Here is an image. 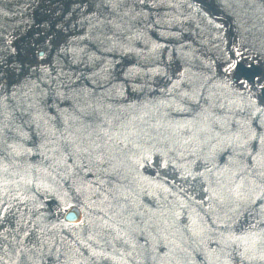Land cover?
<instances>
[{"label":"rangeland","instance_id":"374dc122","mask_svg":"<svg viewBox=\"0 0 264 264\" xmlns=\"http://www.w3.org/2000/svg\"><path fill=\"white\" fill-rule=\"evenodd\" d=\"M237 59L260 64L255 84L230 81ZM112 82L108 103L133 110L107 125L145 123L163 154L87 151V87ZM263 85L264 0H0V264H226L213 241L240 228V264H264Z\"/></svg>","mask_w":264,"mask_h":264},{"label":"trees","instance_id":"16d2710c","mask_svg":"<svg viewBox=\"0 0 264 264\" xmlns=\"http://www.w3.org/2000/svg\"><path fill=\"white\" fill-rule=\"evenodd\" d=\"M212 14H214L215 19H220V20H225L226 24L229 28H233L232 24L233 21L232 19H230L229 17H226V15H224V13H222L220 7H216L215 5L213 6V9H210ZM249 35V34H248ZM91 38V37H90ZM94 44L91 42V44L89 45V50H97L99 52V50L97 49V47L93 46ZM109 53H105L103 54L104 57L109 60V62L111 63V61H114L112 55L114 54L113 49L108 51ZM123 52L117 54V56L119 58L124 57L123 56ZM115 62V61H114ZM133 81H131L132 83ZM241 83V82H240ZM113 82L111 83H107L106 85H103L102 87H98V86H94V85H89L87 87L88 92H89V102L91 104V106H93L90 110H85L84 106H82V111L80 112V123H81V127L82 130L90 133L93 135V137H90L87 139L88 141V150L92 152L93 150H95V148H99L101 147L102 151L104 152H109L112 153L113 157L112 160L118 161L119 163H126V161L131 162L133 160L134 157H137L138 155L141 156V158L147 156V153L149 154V157H151L152 155H154L157 151L160 154H163L164 152V147L165 144L163 145L162 141H160L157 138V143H155L154 141H152L151 138L148 137V132H147V128L144 127L143 122H136V126H132V124H126L127 126L125 127L126 131L121 134L120 133V129H116L114 127H109L104 119V117L109 116L108 118H112L113 119V123L115 125V123L117 122L116 119V113L117 112H126L129 113L131 112L133 109L130 107L129 104L126 103L125 100H120V101H116V105L115 103V99L113 100L112 103H108L107 101V93L109 91L114 90L113 88ZM103 95L101 99H103L106 109L104 108V111L101 109H98L96 107H99L98 104L96 103V98L95 97H99V95ZM117 96V94H116ZM136 104H134L133 107L137 108L135 106ZM81 109V108H80ZM106 110V113H105ZM106 114V116H105ZM184 115L181 114H166V116L164 115V117L161 119L163 121H169V131H170V135H171V130H174V135H173V140L171 137H169V141H168V147L170 148V150L174 153V155L177 157L179 152H180V148H177L176 146L178 145L177 140H176V135L178 133V129H179V125L183 123L184 120ZM162 122V121H160ZM160 125H162L160 123ZM133 129H136L135 133L132 134ZM86 142V141H84ZM132 144L134 148H132L131 153L128 152V149H125L124 144ZM166 146V147H167ZM126 155V156H125ZM91 157L95 158L94 156H89L87 160V158L84 159V162H95V160H91ZM87 160V161H85ZM92 164V163H91ZM61 165V164H60ZM59 165V166H60ZM95 165V163H94ZM58 167V169L55 171L58 176H60V179L63 181L64 184H66L68 187L71 186V175L70 173H67L66 171L64 172L63 175L60 174L61 172V167ZM91 166V165H88ZM118 167L119 164L117 165ZM92 167V166H91ZM60 168V169H59ZM60 171V172H59ZM95 171V170H94ZM109 176L106 175V177L102 178V179H106ZM119 180L123 177H125L124 175L118 176ZM128 177V178H127ZM126 179H129V181H131L132 183L137 182V179H135V176L133 175H127ZM125 179V180H126ZM135 179V180H134Z\"/></svg>","mask_w":264,"mask_h":264},{"label":"water","instance_id":"95a60500","mask_svg":"<svg viewBox=\"0 0 264 264\" xmlns=\"http://www.w3.org/2000/svg\"><path fill=\"white\" fill-rule=\"evenodd\" d=\"M40 56L43 55L42 51H39ZM261 66L259 63L254 61H250L247 64L236 60L234 64V72L231 77V82L237 84L239 81H249L251 84H255L257 79L262 76L263 70H261ZM262 100H264V85L259 89ZM64 220L68 221V223H77L82 219L83 214L81 213L78 206H72L66 209L64 213Z\"/></svg>","mask_w":264,"mask_h":264},{"label":"snow or ice","instance_id":"6c2138e0","mask_svg":"<svg viewBox=\"0 0 264 264\" xmlns=\"http://www.w3.org/2000/svg\"><path fill=\"white\" fill-rule=\"evenodd\" d=\"M237 55H239V53H237ZM226 227L231 228L232 226L226 225ZM252 227H255V225ZM237 231H239L241 234H236V231H232L227 236V238L213 241L214 243H223L225 245L224 248H221V252L227 253L228 259L226 260V264H240L242 259L248 258L245 255L247 249L242 250V246L248 244L252 237L247 234L243 228H240ZM201 256L203 257L205 264H210L211 257L207 252H202ZM233 257L235 258L234 260ZM260 258L264 259V254H262Z\"/></svg>","mask_w":264,"mask_h":264}]
</instances>
